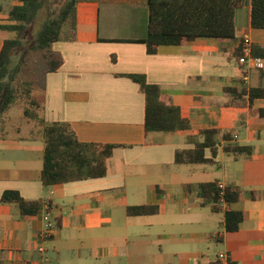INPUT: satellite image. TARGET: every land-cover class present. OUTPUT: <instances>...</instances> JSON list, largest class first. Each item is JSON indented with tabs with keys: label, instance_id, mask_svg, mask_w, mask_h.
Returning a JSON list of instances; mask_svg holds the SVG:
<instances>
[{
	"label": "crops",
	"instance_id": "crops-1",
	"mask_svg": "<svg viewBox=\"0 0 264 264\" xmlns=\"http://www.w3.org/2000/svg\"><path fill=\"white\" fill-rule=\"evenodd\" d=\"M19 4L0 0V25L13 23L10 10ZM249 13L248 5L236 9V39L199 37L149 54L141 42L104 40L146 37L145 1L78 5L76 40L53 44L62 67L47 72L42 55L31 54L26 80L46 123L67 122L82 141L118 146L106 177L46 187L43 127L25 119L27 130L0 126V264H43L45 257L50 264H264V98L249 95L264 89V68L239 62L245 35L254 55L264 50V28L251 27ZM13 34L0 28V53ZM127 74L145 75L185 107L191 129L147 133L146 96ZM204 129L220 130L216 162L177 164L176 151L195 148L188 139H203ZM226 143L250 145L252 153H228ZM209 181L240 190L243 201H222L218 212L203 206L198 186ZM6 190L42 200L41 212L22 215L17 203L1 201ZM132 205L159 210L130 216ZM231 208L244 213L236 232L225 228Z\"/></svg>",
	"mask_w": 264,
	"mask_h": 264
},
{
	"label": "trees",
	"instance_id": "trees-1",
	"mask_svg": "<svg viewBox=\"0 0 264 264\" xmlns=\"http://www.w3.org/2000/svg\"><path fill=\"white\" fill-rule=\"evenodd\" d=\"M116 0H19L20 4L10 10L13 23L0 25L1 29L15 34L5 40L0 53V126L6 114L19 101L20 70L30 61V53L42 55L47 72H57L63 65V58L53 50V44L61 41H75L77 37L78 5L81 2H111ZM148 10L149 27L146 37L141 39L106 38L111 42H141L149 54H155L160 45H183L199 37L219 39H236L235 13L242 5L250 7L249 25L264 28V0H142ZM49 8L50 15L44 22L35 43L26 44L29 31L38 20L42 10ZM242 48L237 51L238 58ZM255 55L264 57V50L254 49ZM28 56V58H27ZM29 70L24 69L28 75ZM140 85L146 96L145 129L146 132L175 133L191 129V122L185 107L176 105L172 97L164 95L161 87L149 83L143 74H127ZM23 81V80H22ZM27 84V102L23 117L43 127L45 143L42 181L46 187L69 182L97 179L108 174V160L118 146L113 143L82 141L70 123H46L42 118L43 103L33 95L30 81ZM251 100L264 98L263 88H254L249 93ZM232 105V103H228ZM264 112V110H261ZM219 129H204L200 137L191 136L189 142L195 144L193 149L177 150V164L215 163L219 148ZM230 140L231 135L223 136ZM212 150L213 156L207 157L206 149ZM224 151L235 155L252 153V146L239 143H226ZM192 191V184H187ZM198 194L202 205L213 211H221L220 203L226 201L235 204L243 201V193L227 185L220 188L219 181L200 183ZM3 202H15L22 215H35L41 212L42 200L24 198L18 190H6L1 198ZM155 205H132L128 207L130 216L156 214ZM244 220L240 209L225 211V228L236 232Z\"/></svg>",
	"mask_w": 264,
	"mask_h": 264
},
{
	"label": "rangeland",
	"instance_id": "rangeland-1",
	"mask_svg": "<svg viewBox=\"0 0 264 264\" xmlns=\"http://www.w3.org/2000/svg\"><path fill=\"white\" fill-rule=\"evenodd\" d=\"M50 15V11L49 8H45L44 10L41 11L38 20L36 21V23L32 26V28L29 31V36L28 39L26 40V44H32L35 43L38 35L40 34V31L42 30V27L44 25V22L48 19V16ZM14 36V34H13ZM12 36V37H13ZM30 53V57H31ZM28 58V56H27ZM25 69V68H24ZM24 69L20 70L19 75L21 76L22 80H19V90H20V102L17 103V105L11 110V114L9 116V118L7 117L4 120V123L2 124V126L4 127H9V128H16V127H21V128H25V130H27V123H25L23 120V109L26 106V102H27V96H28V92H27V84L24 82L26 81V79H28V75L25 72L24 74ZM3 100V95L0 96V105L2 103Z\"/></svg>",
	"mask_w": 264,
	"mask_h": 264
},
{
	"label": "built area",
	"instance_id": "built-area-1",
	"mask_svg": "<svg viewBox=\"0 0 264 264\" xmlns=\"http://www.w3.org/2000/svg\"><path fill=\"white\" fill-rule=\"evenodd\" d=\"M239 62L240 64L247 65L251 68H256V69L264 68V58L256 56L252 53V42L248 35L244 36L243 53L239 58ZM220 188L224 189L225 185L223 183H220ZM44 207L48 209L49 203L45 202ZM45 220L48 222V227H51L52 223L50 222V215L48 213V210L45 215ZM219 257L220 259L225 260L227 258V255L225 253H220ZM43 264H50V258L45 257L43 260Z\"/></svg>",
	"mask_w": 264,
	"mask_h": 264
}]
</instances>
